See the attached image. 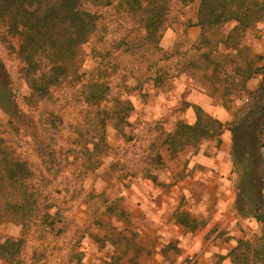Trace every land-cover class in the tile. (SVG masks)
<instances>
[{"label":"rangeland","instance_id":"1","mask_svg":"<svg viewBox=\"0 0 264 264\" xmlns=\"http://www.w3.org/2000/svg\"><path fill=\"white\" fill-rule=\"evenodd\" d=\"M215 1L209 5L220 12L222 4ZM226 1L235 2L232 8L243 2V10L264 12V0ZM201 6L202 0L170 1L160 51L156 42L142 40L146 33L136 17L125 18L117 5L100 9L99 34L81 48L80 80L44 95L32 86L44 73L28 72L19 37L0 25V140L28 161L39 200L51 207L48 223H55L54 228L36 225L23 235L21 225L0 223V242L24 239L18 262L0 264H158L156 253L148 251L163 244L159 264H197L202 255L193 260L184 249L229 239L230 260L218 255L215 264H264V227L238 210L235 163L225 186L193 178V158L200 151L214 155L221 144L203 139L178 152L168 137L188 114L189 93L176 91L185 85L184 74L215 73L212 83L220 84L221 73H235L237 60L217 53L224 29L229 47L264 48V19L242 31L240 22L212 24L208 17L201 22ZM247 50L237 54L242 68L254 59ZM262 59L256 57L254 64ZM158 77L162 83L155 82ZM90 83L104 85L107 102H85ZM119 99L129 108L122 106L121 112ZM229 99L227 94L223 103ZM261 153L264 158V134ZM252 184L248 180L254 200L258 189ZM220 190L236 218L231 228L219 220L226 208L218 206ZM4 201L0 197L2 215ZM194 223L199 233L192 236Z\"/></svg>","mask_w":264,"mask_h":264},{"label":"trees","instance_id":"2","mask_svg":"<svg viewBox=\"0 0 264 264\" xmlns=\"http://www.w3.org/2000/svg\"><path fill=\"white\" fill-rule=\"evenodd\" d=\"M171 0H0V25L9 34L18 36L21 41L20 52L28 66L29 73H44L32 80V86L40 95L50 94L55 87L64 82L74 84L80 80L79 73L84 61L81 56L82 46L93 42L99 34V10L115 6L124 12L125 18H137L139 30L145 31L142 40L148 43L156 42L158 51L159 41L165 27V15ZM215 0H202L200 20L212 18V24H223L237 20L242 31L255 26L264 19V12L243 10L240 3L238 8H232L235 2L221 0L214 4H222V10L217 11L213 4ZM261 10V11H260ZM238 70V69H237ZM264 75V65L262 67ZM238 73H253L252 61L248 62ZM162 83V78L154 79ZM242 86L240 81H230L225 88V95L232 93ZM85 102L100 105L107 99V91L100 83H90L83 91ZM120 107L129 108L122 100ZM119 107V108H120ZM123 107L120 108L121 112ZM238 118L232 125L233 145L232 158L240 170L238 197L242 201L239 212L251 216L264 227V158L261 153L264 134V77L258 90L250 96L247 103L238 111ZM126 117L123 115L122 120ZM105 123V122H104ZM103 125V124H102ZM223 123L202 109L197 110L195 125L180 123L168 137L177 142L176 150L182 151L188 145H197L205 138L217 139L223 131ZM0 140V197L5 213L0 214V223L13 222L22 226V235L36 225L49 224L50 205L39 200L41 192L35 188L33 179L35 173L28 161L20 155H15L8 145ZM98 149V143H93ZM178 151V152H179ZM52 167L47 170L53 171ZM248 177L250 179H248ZM248 180L256 185V199L250 197L247 186ZM180 222L183 223L182 220ZM24 239L6 238L0 242V260L18 262V254Z\"/></svg>","mask_w":264,"mask_h":264},{"label":"crops","instance_id":"3","mask_svg":"<svg viewBox=\"0 0 264 264\" xmlns=\"http://www.w3.org/2000/svg\"><path fill=\"white\" fill-rule=\"evenodd\" d=\"M228 22H237V24L239 23L237 20H231ZM249 29L250 28H248L247 30ZM191 31L192 33L195 32V28H192ZM228 35L229 31L225 32L224 29V33L221 35L222 40L219 43L217 53L220 56L224 55V53L230 54L229 56L231 59L237 60L238 65L234 67L235 73H221L222 79L220 81V84L212 83V79L214 78L215 73H202L199 75L193 73L191 77L189 76L190 74H184L187 78V80H185L183 83L185 85L182 87V89H176L180 96L183 95L184 92L189 93L188 96H185L186 101L189 102L188 114L184 117H180L182 121H177L176 125L180 123H184L187 125H195V123L197 122L198 109H202L206 114L219 119L224 124L223 131L220 136V142H218V144L221 145L218 146L220 148H218V151H216L217 153H215L214 155H209L206 154L205 151H200L193 158L191 163V166L195 168V172L193 174L194 179L204 182L205 184L209 182V180L210 183H212L213 181L219 184L223 182L220 186H225V184L229 183L232 165H234V161L232 158V125L236 121V118H238V111L247 103V100L250 99V96L258 90V88L263 82L264 77L262 72L264 60L262 59L263 63L260 62L258 64H254L256 57H264V48L259 51L257 49H254L253 45L250 46L247 44L242 45L241 49H238L234 46L229 47L226 43L228 40ZM233 47L235 49H233ZM245 49H248L247 51H249L252 54V57H254V61L252 60L253 73H238V71L243 70L244 67H241L240 61H238L237 58L244 54ZM237 54H239L240 56H238ZM243 62H245V60ZM246 64L247 61L245 62V65ZM230 81H240L242 86V92L240 88L234 90L231 94H229V101L225 100V103H223V99H225L226 97L225 88ZM211 84L213 85V87ZM211 87L213 88V90L215 88L217 89L218 93L216 95L213 94ZM226 102L229 103L227 104ZM165 103L167 104V101H165ZM230 113L231 115H233L232 118ZM205 140L217 139L205 138ZM225 193V190H220V194L218 197V206L226 207L225 210L220 213L219 220H224V222L228 223L229 228H231L236 218L234 217V215H230V213L228 212L227 208L230 206V204L228 202V205L225 204V198H227ZM197 218L198 216L196 217V219ZM178 223H180L184 227L188 226V224L185 222ZM198 227L199 226L194 223L193 226L189 229L191 231L192 236L199 233ZM209 243L210 241L208 242V244ZM163 245L149 249L148 251L149 254L153 252L156 253V257H158V264L162 262L161 259L162 255L164 254V251H162V249L165 246ZM231 248L232 239H229L228 242H225L224 244L220 242H212L211 244L207 245L201 242L200 245H190L188 249H184L183 251H186L187 256L184 254L185 257L193 258V260H195V254L202 255L201 262L197 264H215L214 258L218 255L222 256L223 258L226 257L225 259L227 261L230 260V253L232 252Z\"/></svg>","mask_w":264,"mask_h":264}]
</instances>
